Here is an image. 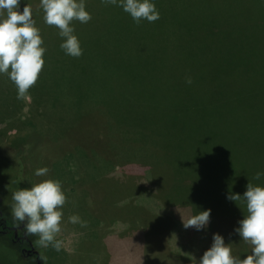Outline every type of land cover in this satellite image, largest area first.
<instances>
[{
    "label": "rangeland",
    "instance_id": "rangeland-1",
    "mask_svg": "<svg viewBox=\"0 0 264 264\" xmlns=\"http://www.w3.org/2000/svg\"><path fill=\"white\" fill-rule=\"evenodd\" d=\"M154 2L160 18L137 24L120 7L86 0L91 20L72 22L83 50L75 58L44 23L39 0H20V11L32 9L45 63L22 98L0 75V198L10 212L16 184L61 182L63 246L36 247L41 264H197L213 233L233 255L249 247L233 231L245 204L226 195L260 184L264 120L201 111L212 105L213 87L228 83L198 61L219 53L221 32L239 29L238 19L259 29L264 0ZM175 101L186 111L174 113ZM45 166L47 177H36ZM168 192L174 203L165 201ZM204 209H211L206 230L183 227L182 218ZM74 214L87 227L69 223ZM1 239L0 264L30 263Z\"/></svg>",
    "mask_w": 264,
    "mask_h": 264
},
{
    "label": "clouds",
    "instance_id": "clouds-1",
    "mask_svg": "<svg viewBox=\"0 0 264 264\" xmlns=\"http://www.w3.org/2000/svg\"><path fill=\"white\" fill-rule=\"evenodd\" d=\"M101 2L122 8L137 24L142 20L153 23L160 18L154 0ZM39 3L44 23L59 30L60 48L66 55L79 58L83 50L72 22L84 24L91 20L86 0H39ZM19 4L20 0H0V75L8 76L16 86L17 97L22 98L42 71L46 48L32 9L26 5L20 11ZM187 83H191V78ZM48 172L46 166L40 167L34 170V175L47 177ZM262 175L264 173L258 171L254 179L260 180ZM226 199L245 204L246 214L243 211V218L233 231L251 246V252L241 259L233 255L230 243L226 244L221 234L213 233L211 246L199 261L196 260L197 264H264V185L249 181L242 195L230 192ZM65 203L66 195L57 179H43L31 184L30 188L13 191L10 203L12 226L25 237L35 236L37 248L51 247L59 252L63 241L57 239V234L62 231ZM210 215L211 209L197 211L186 220L182 218V225L185 229L204 231L210 223ZM68 222L87 227V222L76 214L69 216Z\"/></svg>",
    "mask_w": 264,
    "mask_h": 264
},
{
    "label": "trees",
    "instance_id": "trees-1",
    "mask_svg": "<svg viewBox=\"0 0 264 264\" xmlns=\"http://www.w3.org/2000/svg\"><path fill=\"white\" fill-rule=\"evenodd\" d=\"M240 7H242L241 4ZM240 7L238 4H233L231 8L241 12L243 10ZM232 16L234 17V15ZM233 17L232 20L237 23L236 18ZM249 19L255 22L256 18L251 17ZM262 19L263 24L260 25L259 29H256L257 24L238 19V23H242L239 25V29L221 32V35H223L220 36L217 47L219 53L205 58L203 61H198L200 67L208 68L210 78H214L217 81L221 79L219 82L228 83L220 88L213 87L214 94L209 99L212 105L200 104L201 111L208 110L216 118L222 115H237L250 118L259 117L264 120V16ZM243 24L253 27L252 30H245ZM93 41H97V39L87 42ZM196 68L198 78H203V71L197 66ZM172 104L177 108L174 113L180 114L186 111L187 107L182 112L180 102L175 101ZM174 119L177 120V116ZM262 133L264 134V129ZM166 156L167 158H173V156H168V154ZM261 172L264 173V165L261 167ZM260 184L264 185V175H262ZM156 192L158 193L157 190ZM169 192L165 196V201L174 203V199L168 197ZM241 205V211L234 210L239 212L234 217L242 219L243 211L246 214V208L245 205ZM134 228L137 229L136 227ZM250 252L249 245L248 248L245 247L242 253L236 250L235 256L238 257L240 254V257L244 258Z\"/></svg>",
    "mask_w": 264,
    "mask_h": 264
},
{
    "label": "flooded vegetation",
    "instance_id": "flooded-vegetation-1",
    "mask_svg": "<svg viewBox=\"0 0 264 264\" xmlns=\"http://www.w3.org/2000/svg\"><path fill=\"white\" fill-rule=\"evenodd\" d=\"M18 189H24V186L16 184L13 191ZM12 217L11 213L7 211L6 202L0 198V240L1 237H6L8 242L13 246L17 247L18 253L22 258L30 260L29 264H41L40 263V251L36 248L32 237H25L21 235L20 231L12 226ZM23 225H21V228Z\"/></svg>",
    "mask_w": 264,
    "mask_h": 264
}]
</instances>
